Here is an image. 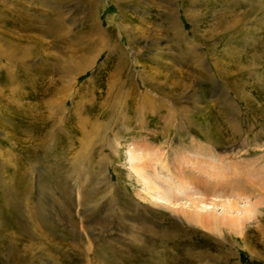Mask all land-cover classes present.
<instances>
[{
  "label": "rangeland",
  "instance_id": "rangeland-1",
  "mask_svg": "<svg viewBox=\"0 0 264 264\" xmlns=\"http://www.w3.org/2000/svg\"><path fill=\"white\" fill-rule=\"evenodd\" d=\"M3 1L37 9L25 23L44 30L0 21L3 39L24 47L0 59V264H264V0ZM184 1L200 35L249 60L245 74L221 77ZM174 6L206 71L173 42ZM246 11L247 36L219 24ZM99 22L128 54L119 73L121 59L96 40ZM255 36L257 60L246 45ZM171 69L182 82L168 89ZM194 200L206 223L188 218Z\"/></svg>",
  "mask_w": 264,
  "mask_h": 264
},
{
  "label": "bare ground",
  "instance_id": "bare-ground-1",
  "mask_svg": "<svg viewBox=\"0 0 264 264\" xmlns=\"http://www.w3.org/2000/svg\"><path fill=\"white\" fill-rule=\"evenodd\" d=\"M2 1V6L0 5V21L2 22V23H5V21L7 22V20H8V17H11L12 19H10V21L9 22H12V25H11V27L10 26H8V27H10V31L8 30V32H11V29L12 30H15V29H23V30H44V28H41V27H39V26H35V23L34 24H32V25H29L28 23V20H29V18H30V20H32V18L33 17H39L40 16V12H35L37 9H33V12H32V10H31V8H27L28 10L26 11V9H25V13H24V11L22 12L21 10L20 11H18V10H15L14 8H10V6L8 5V3H5L3 0H1ZM90 1H92V2H95V5L98 7V6H100V0H90ZM173 1V3L175 2L176 3V1L177 0H172ZM246 1H248L253 7L255 6V4H256V2H258V3H260L261 2V0H246ZM4 3V4H3ZM184 3H185V1H184ZM263 3V2H262ZM123 5V4H122ZM13 7V6H12ZM22 7H24V6H22ZM175 8H173V10H171V11H169V13L167 12V14L168 15H170L169 17H170V21H169V23L171 24V27H172V30H173V32H172V37H173V42L175 43V45H176V47L181 51V52H183L184 54H186V57L187 58H189V60L188 61H190L189 63L194 67H196V68H200V69H203V71H206L205 70V66L207 65V64H209V65H211L210 64V62H208L206 59V57H205V55H204V53L203 52H201L200 50H199V46H195V43L193 42V40H191L190 39V37H188V34H186V32L183 30V27H182V25L180 24V21H179V18H178V11H177V6H174ZM33 8V7H32ZM183 9H184V12H185V15H186V17L188 18V20H190V22L192 23V26H193V33L198 37V38H200L201 40V42H202V45H203V48L205 47V48H207V50H208V54H210V60H212V62H213V65H214V67H215V69L220 73V75H221V77H223L224 78V75H226L227 76V78L228 77H231V76H233V74H245L244 72H246V71H244L245 69H249V60L248 61H246V60H243V57L241 58V56H240V54H242V52H238V51H236V46H233V45H231L232 43L230 42V44L228 45L227 43H225L226 44V47H224V48H222V49H219L218 47H216L214 44H211L206 38H204V36L203 35H200L199 33H198V30H197V28H196V21H197V17H196V15H195V17H193L192 16V14H191V12H188V11H190L189 10V7H188V4H183ZM30 10H31V12H32V14H31V12H30ZM52 11V10H51ZM250 13V11H246V12H244V13H239V16H238V18H236V20H234V16L236 15H234L233 14V12H228L227 14H225V16H222L221 18H220V22H219V24L220 25H223V24H225V23H230V25L233 27L234 26V31L236 32V33H238L239 35H245V36H247L246 35V33L248 32V30H247V23H248V21H249V14ZM25 14H27V17H29L28 19H27V17L25 16ZM48 16H49V14H48ZM48 16H45V19H44V22H45V24L47 25L46 26V31L48 32V33H52L51 31H50V25H51V23H52V21H51V17H48ZM40 19V18H39ZM98 19V18H97ZM124 19V18H123ZM13 20V21H12ZM27 20V24L25 23V21ZM8 22V23H9ZM7 23V24H8ZM41 23V22H40ZM100 23V22H99ZM262 23V22H261ZM264 23V22H263ZM120 24H121V27H122V29L124 30V32H126L127 33V35H128V44L131 46L130 48L134 51V55H135V57L137 58V62L139 61V59H138V57H139V49L137 48V46H136V42H135V39H134V35H133V31H132V34H130V33H128L129 32V29H128V25L125 23V20H123L122 22L120 21ZM4 26V25H3ZM98 26V25H97ZM260 27V26H259ZM35 28V29H34ZM260 29H262V27H260ZM255 30V29H254ZM254 30H252L251 31V33L253 34V33H255L258 29H256L255 31ZM214 31H215V29H213V28H211V30H210V33H214ZM108 29H104L103 27H102V25H101V23H100V26L99 27H97V34H96V40L101 44V46H102V48H105V47H107L108 49H109V51L111 52V53H114V55H117V57L119 58V59H121V60H118V66H117V69H116V72H118L119 73V71H120V69H121V66H122V63L123 62H121V61H126L127 59H128V54H127V52L125 51V49L123 48V47H119L118 48V44H111V41L108 39ZM3 33H5V32H2V31H0V59H4L6 56V59L8 60V61H10L11 59L12 60H15L14 58V56L17 54V52L19 51V50H21V48H23L24 49V47H22L21 46V44L19 43H16V44H11L12 43V40H10V38H5V39H3L4 37V35H3ZM250 33V34H251ZM260 33V32H259ZM6 34H8L7 32H6ZM10 34V33H9ZM12 35V34H11ZM10 35V36H11ZM170 35V36H171ZM65 36V35H64ZM9 37V36H8ZM13 37V36H12ZM16 37V36H15ZM61 39V41L62 40H64V37L63 36H59ZM59 37H58V39H59ZM257 36H255V37H252L253 38V40H250V39H248V41H247V43H246V45H248L249 47H251L252 49V51H250V54H251V56L252 57H256V59L255 60H257V59H259L260 58V54H257V52L258 51H256V52H254V48H255V42H256V40L257 39H255ZM258 37H260V34L258 35ZM250 38V37H249ZM251 38V39H252ZM15 39V38H14ZM10 40V41H9ZM258 40H260L259 38H258ZM6 41H8V43H7V46L5 47L4 45L6 44ZM18 42V41H17ZM33 44V46H35L36 47V42H35V40L34 39H32V41H31ZM234 42V44H237V43H239V42H241V41H239V40H234L233 41ZM54 43H56V41H54ZM252 43L254 44V45H252ZM182 45H185L188 49L187 50H185V49H183L182 48ZM31 46V45H30ZM248 46H244V47H247L248 48ZM35 47H33V51L32 52H35L34 50V48ZM28 49L30 50V48L28 47ZM258 49V48H257ZM24 51H27V50H24ZM252 52V53H251ZM261 52H263V51H261ZM30 53V52H29ZM183 53L181 54V55H183ZM255 54V55H254ZM125 55H126V57H125ZM220 56L221 58H218V57ZM244 56V55H243ZM251 58V57H250ZM126 59V60H125ZM214 60V61H213ZM7 62V61H6ZM11 62V61H10ZM9 62V63H10ZM86 62V61H85ZM127 62V61H126ZM8 63V62H7ZM11 65V64H10ZM154 74H152V76H153ZM156 75V74H155ZM154 75V76H155ZM151 76V77H152ZM211 78H212V80L214 81V82H216L215 80H214V76L211 74V75H209ZM151 80H154V79H151ZM150 81V80H149ZM156 81H158V79L156 80ZM159 82V81H158ZM218 84V83H217ZM215 87V86H214ZM218 90V89H217ZM108 127V126H107ZM241 128L240 127V124L239 125H237L236 126V128ZM206 137V136H205ZM137 146V145H136ZM139 150L137 151L136 149H135V147L133 146V148L130 150V152H129V157H128V160H129V162L131 163V164H137V163H139V162H141V160H140V157H139ZM156 154V153H155ZM156 156V155H155ZM162 156V155H161ZM151 160H152V157H151ZM153 161H158L157 160V158H156V160L154 159V157H153ZM188 161V160H187ZM186 161V162H187ZM159 162V161H158ZM157 163V162H156ZM132 168H133V166H132ZM139 168V167H138ZM134 169L136 170V168L134 167ZM141 170V169H140ZM141 172H142V170H141ZM141 174V173H140ZM143 174V173H142ZM140 176V175H139ZM183 176H187L189 179V182H192V183H195V185H197V189H198V187H200V189H201V187H202V185H201V182H202V180H201V178L200 177H198V175H196L194 172L193 173H188V174H184ZM143 176L141 175V178H142ZM146 177L144 176V179H145ZM182 178V177H181ZM184 179V178H183ZM146 181H147V179H145ZM185 181L187 182V180L185 179ZM204 181V180H203ZM150 184V183H149ZM158 184V183H157ZM191 185H193V184H191ZM199 185V186H198ZM239 185V184H238ZM159 186V185H158ZM160 187H162V186H159V191H160ZM188 187V186H187ZM158 188V187H157ZM157 190V189H156ZM155 190V191H156ZM166 190V189H165ZM181 191H182V189H180ZM159 191H158V193H159ZM163 191V190H162ZM199 191V190H198ZM201 191H203L202 189H201ZM169 192V191H168ZM181 193V192H180ZM183 193V192H182ZM175 196V195H174ZM156 199H160V201H162V199H165L166 200V198H164L161 194H157L156 195V197H155ZM196 200V199H195ZM193 201L192 203H193V207H194V211L195 212H193V213H191V214H188V218H194V219H196V221H199V222H202V223H206V221H207V219H206V217L205 216H203V215H201V210H204V209H207V205H205V204H202L201 205V203L197 200V201ZM200 211V212H199ZM242 210L241 209H237V212L239 213V212H241ZM250 212H252V210L251 209H245L242 213H247V214H249ZM205 217V218H204ZM208 221H210V220H208Z\"/></svg>",
  "mask_w": 264,
  "mask_h": 264
},
{
  "label": "crops",
  "instance_id": "crops-1",
  "mask_svg": "<svg viewBox=\"0 0 264 264\" xmlns=\"http://www.w3.org/2000/svg\"><path fill=\"white\" fill-rule=\"evenodd\" d=\"M162 86H166V88H173L174 86L180 84L182 79L177 77L176 70L171 69L168 73H164L161 76Z\"/></svg>",
  "mask_w": 264,
  "mask_h": 264
}]
</instances>
